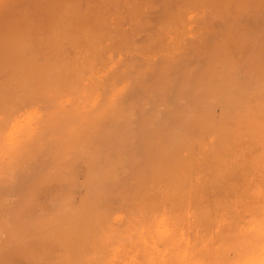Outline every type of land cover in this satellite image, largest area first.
<instances>
[{
    "label": "bare ground",
    "instance_id": "bare-ground-1",
    "mask_svg": "<svg viewBox=\"0 0 264 264\" xmlns=\"http://www.w3.org/2000/svg\"><path fill=\"white\" fill-rule=\"evenodd\" d=\"M0 264H264V0H0Z\"/></svg>",
    "mask_w": 264,
    "mask_h": 264
}]
</instances>
